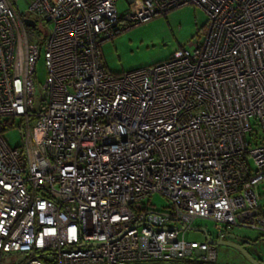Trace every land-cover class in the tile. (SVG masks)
<instances>
[{"label":"built area","instance_id":"1","mask_svg":"<svg viewBox=\"0 0 264 264\" xmlns=\"http://www.w3.org/2000/svg\"><path fill=\"white\" fill-rule=\"evenodd\" d=\"M118 1L32 0L50 24L39 46L0 0V264H214V246L185 238L201 219L211 241L235 227L264 237V0H126L123 17ZM184 6L207 15L190 49L106 70L100 47L122 23ZM154 194L168 207L145 206Z\"/></svg>","mask_w":264,"mask_h":264},{"label":"rangeland","instance_id":"2","mask_svg":"<svg viewBox=\"0 0 264 264\" xmlns=\"http://www.w3.org/2000/svg\"><path fill=\"white\" fill-rule=\"evenodd\" d=\"M20 15L30 16L36 21L35 28L26 27L28 40L39 46L49 34L50 24H46L41 18H37L28 13L32 0H11ZM127 8L126 0H119L116 3V10L119 17L125 15ZM207 23L206 12L199 7L184 6L170 11L165 16H160L149 22L135 27L127 28L123 23V31L114 39L105 42L100 47L101 59L108 72L114 75H121L131 71L143 69L163 62L182 50H188L189 44L202 33ZM37 81L35 82L36 96L35 105L39 104L42 97L40 85L44 81L45 67L43 56L36 63L35 67ZM3 139L11 149L19 148L22 145L21 130L19 120L15 122V128L3 133ZM259 196L264 204V184L259 187ZM148 201V202H147ZM145 206L150 205L156 211H161L168 207L167 200L160 194H154L149 200L143 202ZM192 230L186 232L185 238L189 241H202L206 239L205 234L200 230L204 229L209 238L214 239L216 229L210 220H196L191 227ZM233 240L240 251H244L253 260L264 264V237L250 228L235 227L225 235V238L212 240L216 250L215 264H253L238 249L231 247ZM24 257L4 258L1 264H9L15 259ZM131 264H182L176 260H149L136 261Z\"/></svg>","mask_w":264,"mask_h":264},{"label":"water","instance_id":"3","mask_svg":"<svg viewBox=\"0 0 264 264\" xmlns=\"http://www.w3.org/2000/svg\"><path fill=\"white\" fill-rule=\"evenodd\" d=\"M24 24L26 27L28 28H35V25L36 23L32 20V19H24L23 20ZM202 233L205 234V237H206V240L212 245H216L217 243L216 242H213L211 240L208 239V236H207V233L205 232L204 229L200 230ZM231 244H228L230 245L231 247L233 248H236V249H240L239 247L236 246V244H233L232 242H230ZM240 251V250H239ZM249 261H251L253 264H260L259 262H257L256 260H253L249 255H247L244 251H240Z\"/></svg>","mask_w":264,"mask_h":264},{"label":"trees","instance_id":"4","mask_svg":"<svg viewBox=\"0 0 264 264\" xmlns=\"http://www.w3.org/2000/svg\"><path fill=\"white\" fill-rule=\"evenodd\" d=\"M12 2V1H11ZM14 5H15V3L14 2H12ZM22 16V18H30V16L28 15V16H26V15H21ZM37 24V23H36ZM36 27V26H35ZM182 264H208V263H205V262H201V261H193V260H181L180 261ZM257 262H259V261H257ZM215 264V263H214Z\"/></svg>","mask_w":264,"mask_h":264},{"label":"crops","instance_id":"5","mask_svg":"<svg viewBox=\"0 0 264 264\" xmlns=\"http://www.w3.org/2000/svg\"><path fill=\"white\" fill-rule=\"evenodd\" d=\"M203 240H205V239H203ZM231 242H232V243H235L233 240H231ZM256 261H257V260H256ZM259 263L262 264L261 262H259Z\"/></svg>","mask_w":264,"mask_h":264},{"label":"flooded vegetation","instance_id":"6","mask_svg":"<svg viewBox=\"0 0 264 264\" xmlns=\"http://www.w3.org/2000/svg\"><path fill=\"white\" fill-rule=\"evenodd\" d=\"M29 19H31V17Z\"/></svg>","mask_w":264,"mask_h":264}]
</instances>
